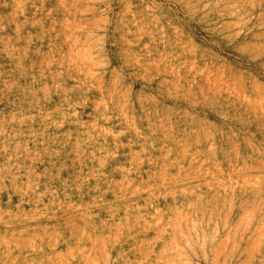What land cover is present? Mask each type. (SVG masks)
I'll return each mask as SVG.
<instances>
[{"label":"rangeland","instance_id":"1","mask_svg":"<svg viewBox=\"0 0 264 264\" xmlns=\"http://www.w3.org/2000/svg\"><path fill=\"white\" fill-rule=\"evenodd\" d=\"M0 264H264V0H0Z\"/></svg>","mask_w":264,"mask_h":264}]
</instances>
